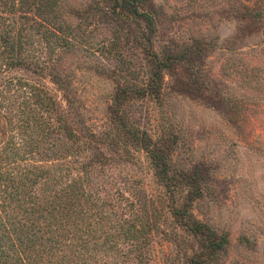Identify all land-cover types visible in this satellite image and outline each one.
<instances>
[{"label":"rangeland","instance_id":"1","mask_svg":"<svg viewBox=\"0 0 264 264\" xmlns=\"http://www.w3.org/2000/svg\"><path fill=\"white\" fill-rule=\"evenodd\" d=\"M10 3L0 7V147L12 139L27 154L35 140V161H75L63 123L86 143L74 168L89 165L106 230L136 236L116 238L99 264H189L199 242L187 218L227 234L210 264H264V0H142L151 26L113 0ZM153 56L175 60L158 95H140ZM27 114L54 128L43 144ZM131 133L161 156L167 180Z\"/></svg>","mask_w":264,"mask_h":264},{"label":"trees","instance_id":"2","mask_svg":"<svg viewBox=\"0 0 264 264\" xmlns=\"http://www.w3.org/2000/svg\"><path fill=\"white\" fill-rule=\"evenodd\" d=\"M10 1L0 0V7L13 9L14 4ZM113 1L115 8L142 17L151 26L150 16L139 11L142 0ZM53 47L50 46V49ZM153 58L156 60L154 69L148 74L140 95H158L161 71L169 68L175 60L171 57H165L162 61L155 56ZM13 61L7 60L6 65L10 68ZM30 91L34 102L39 103V90L32 87ZM30 118L33 120L32 132L47 131L46 137H41L43 144L54 128L48 129L49 122L31 114L25 115L22 121H30ZM29 121L27 128L30 126ZM58 130L65 135L67 133L71 140L70 146L65 150V159L73 158L75 161L65 164L35 161V154L41 155L35 140L30 142L33 148H28V152L24 150L27 154L20 153L18 143H14L12 139L3 142L0 147V264H99L101 260H98V255L108 259L110 253L116 254V238L121 237L125 241L129 240L128 242L136 238L129 232L108 233L105 227L109 222L108 210L106 207L102 210L98 206L99 196L96 190L89 188L92 181L89 165L80 163L79 172L74 168L86 143L79 146L78 137L71 133L65 123L60 124ZM131 134L149 151L155 176L162 181L167 180L161 156L148 147L149 142L145 137ZM52 157L54 161L60 160L55 154ZM2 164L6 165L3 167ZM178 216L187 217L186 209L178 212ZM184 225L199 242V251L189 258V264H210L216 254L225 251L228 246L227 234H216L205 224L188 218Z\"/></svg>","mask_w":264,"mask_h":264}]
</instances>
